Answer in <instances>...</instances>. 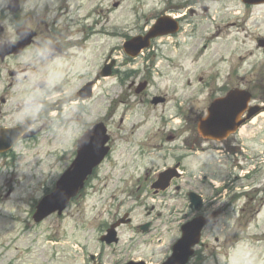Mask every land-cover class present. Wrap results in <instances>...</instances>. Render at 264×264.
Wrapping results in <instances>:
<instances>
[{
  "label": "rangeland",
  "instance_id": "1",
  "mask_svg": "<svg viewBox=\"0 0 264 264\" xmlns=\"http://www.w3.org/2000/svg\"><path fill=\"white\" fill-rule=\"evenodd\" d=\"M46 1L50 0H24V3L27 4V8L38 5L39 11H41ZM115 1L118 3L116 7ZM136 1L108 0L104 8L105 15L110 18L107 22H115L116 24L133 22L134 13L126 10L127 5L131 6ZM142 1L146 4L137 8V11L143 9L142 13L148 17L153 12V7H159L162 3V0ZM169 1L170 7L179 4V0ZM202 5L208 6V13L194 16L193 24H184L185 31L179 34L177 38L169 37V41L172 39L180 41L181 46L179 49L175 50L168 43L160 45L162 52L168 56L173 55L176 62L167 66L170 69L166 68L167 64H161L164 75L162 77L153 75L154 84L145 91V95L149 98L153 94L163 95L166 93L169 99L167 105H159L154 108L153 106H143L140 103L125 105L119 102L114 103V101L109 102L103 93L106 91V87L110 85H108L109 81H105V79L101 81L102 84H100L95 94L97 100L92 101L87 106L84 114L79 113V116L75 117L74 112L78 113V110L76 107L71 106V120H67V118L64 121L61 118L48 120L47 128L40 131L36 129L37 132L33 136L18 141L12 152L8 153L9 155L0 157V264H83L79 251L75 249L76 242H88L89 249L97 247L94 242V225L99 214H101L99 221L108 218L106 214L102 213L101 204L103 201L109 202L112 199L110 193L113 190L115 181L118 178H124L123 182L120 183L122 187L118 190V193L124 192L128 195H137L146 191L149 182L153 181L155 172L151 169L154 166L151 161L160 162L159 159H162L161 152H158L157 156L154 157L155 159H152L149 158L148 154H145L146 149L142 150L138 146L143 141L146 132L155 130L158 122L157 115L170 111V104L174 100L173 88L178 84L182 85L187 75H194V81L192 80L190 84L192 87L181 96L204 87V83L210 80V76L215 77L213 86L226 82L235 87L251 88L254 93L264 91V46H258L257 42L259 40L257 38L264 37V4H259L258 7H249L245 6L240 0H219L211 3L198 0L194 9L199 10ZM22 6L24 5L22 4ZM34 25L36 24H30L31 27H34ZM42 28L45 30L43 26ZM138 28L132 27V35L137 32V30H133ZM85 39H89L91 42L87 52L84 48H79L76 56H80L81 60L83 55L87 53V61L90 59L88 64L92 67L95 64L102 65V61L107 55L105 49L109 45L122 43V38L101 36V34H94ZM63 40H56L62 49L66 44H73V39ZM96 43L97 47H95ZM93 46L96 50L93 49ZM157 47L159 48V46ZM152 52L156 55L160 54L159 50L156 49ZM64 54L56 58L61 60ZM49 59L48 55H42L45 67L52 69L48 77H51L54 81L53 85H56V79L62 69L54 66L51 61H48ZM218 59L220 61L216 63L215 60ZM15 61L17 59L0 62V107H9L16 114L26 107L38 108L37 113H39L43 110L40 103L39 105L35 103L32 106L23 108H20V106L30 94L39 92L38 90L37 92L32 90L31 93H28L30 86L36 81L35 77L41 76L42 64L34 65L33 69L37 74L10 76V70L18 69L16 63L26 64L21 58L18 62ZM135 67L142 68V61L139 66L135 65ZM247 69L253 70L248 71ZM233 70H237L245 79L241 76H232ZM244 70H247V72L245 73ZM89 71L90 69H88ZM83 80L84 78H81L74 85H71L68 92L75 93ZM8 85L10 87L6 88ZM39 93L44 95V92ZM206 93L207 90L200 94V100L196 102L197 106L207 97ZM51 94L53 93L51 92ZM66 95L68 94L66 93ZM256 96L261 97L262 93ZM36 97L34 96L33 99H36ZM1 98L5 99L4 103L1 102ZM126 100L127 97L124 98V101ZM13 121L9 118L0 122L9 125ZM66 121L69 124L65 123ZM101 121L107 124L113 135L115 147L113 155L110 159L106 158L102 161L94 178L90 180L86 189L75 200L74 204L65 210L62 219L51 215L45 219V222L34 224L30 215L33 201L41 198L47 188L51 189L53 187V181L59 176L58 173L72 159L70 153L66 157H62L61 151L65 148L74 147L75 139H77L80 130L85 129V124ZM33 126L37 127L38 125L37 123L30 125L32 129ZM63 127H66V129L63 130ZM260 129H264L261 118L246 130L250 135L252 131L257 132ZM159 132L151 138V141L159 138L161 135ZM118 134H124V139H119ZM186 137L187 134L180 133L181 139ZM163 144L164 142L155 145L161 146ZM162 152L168 153L165 149ZM201 158L205 162L203 165H200L202 161L198 163L200 166L195 162L191 166L192 161H189V167L194 169L191 172L194 177H198L200 172L204 170H209L215 174V169L222 165L218 162L219 158H216V156L208 155ZM242 159L246 161V157L242 156ZM146 160L147 163L144 164ZM258 162L263 166L258 169L259 173L255 175L257 190L253 189L256 191H254V196L251 197L254 208H250L248 212V221H242L239 224L242 227L237 233L238 236L228 241L230 243L229 248L221 249L222 247H219L223 254L218 255L221 264H264V158L259 159ZM142 166L144 167L142 168ZM144 171L150 173L148 175L151 178ZM214 177L221 178L219 175ZM243 201H245L244 198L242 201L230 202L233 206H237ZM259 207L261 211L255 215L254 210ZM236 218L237 216L233 220H236ZM257 218V227H255ZM233 220L231 219L229 224L233 223ZM77 225L79 228H77ZM49 231L54 232L52 234L54 238L51 239H57L61 236L60 243L46 241L47 237L45 238V235ZM130 234L129 231L127 235ZM212 235L207 231V237L211 238ZM258 241V246H255L254 244ZM211 246L210 244V249L202 247L204 256L212 254ZM55 249H57L56 255L54 254ZM152 253L148 250L149 255H154V252ZM208 264H214V261L210 258Z\"/></svg>",
  "mask_w": 264,
  "mask_h": 264
},
{
  "label": "clouds",
  "instance_id": "2",
  "mask_svg": "<svg viewBox=\"0 0 264 264\" xmlns=\"http://www.w3.org/2000/svg\"><path fill=\"white\" fill-rule=\"evenodd\" d=\"M16 3L24 5L25 10L27 9V4L24 3V0H15ZM13 3V0H9V4ZM0 27L3 28V32H0V45H7V53L13 46L19 44L22 40H27L33 31V27L28 25V22L22 18H17L11 14V9H0ZM54 49L51 47V41H44L43 47L31 49L27 53L25 50L19 51L20 58L26 63L30 61L33 57V53L36 52L40 55H51ZM41 77H35L36 80H39ZM48 86L52 87L54 81L51 77H47ZM42 93H33L26 97V100L30 101L34 96L41 95ZM38 108H24L16 116V124H23L24 121L28 118L35 119L37 115ZM34 127V126H33ZM90 137L85 143H89ZM52 194H55V190H52Z\"/></svg>",
  "mask_w": 264,
  "mask_h": 264
},
{
  "label": "water",
  "instance_id": "3",
  "mask_svg": "<svg viewBox=\"0 0 264 264\" xmlns=\"http://www.w3.org/2000/svg\"><path fill=\"white\" fill-rule=\"evenodd\" d=\"M247 2H252L253 0H245ZM254 3H257V1H254ZM10 138L7 136V144L10 146L12 144V141L17 138V135H14V132L10 133ZM90 135H88L89 137ZM5 137L3 135V132L0 131V138ZM87 139L86 137L82 140V142H85ZM2 147H0V150ZM86 175V170L84 169L82 173L78 171L77 168L70 169L67 174L64 175V177L58 182L57 188L55 191V194L50 195L39 207V211L37 212V218L41 219L48 213L59 209L61 210L63 207H65L66 203L68 202L69 198L71 196H74L78 189L81 187L82 179ZM168 183L166 182L162 187H166Z\"/></svg>",
  "mask_w": 264,
  "mask_h": 264
},
{
  "label": "flooded vegetation",
  "instance_id": "4",
  "mask_svg": "<svg viewBox=\"0 0 264 264\" xmlns=\"http://www.w3.org/2000/svg\"><path fill=\"white\" fill-rule=\"evenodd\" d=\"M36 10L38 8V5H34ZM44 13H47V16L39 17L38 15H33V14H29L28 15V20L29 23L31 25H33V23H35L36 25H34L33 29L38 33L37 36L35 37L34 42L35 43H39L40 41H44V40H53V39H60V38H56L58 36H56L53 32H47L46 30H42V23H44V18H50L51 22L53 23H57L59 21V16H57L55 14V12L51 11H44ZM33 22V23H32ZM47 25V24H46ZM48 38H53V39H48ZM56 42V41H55ZM202 256L201 254L198 255V259H200Z\"/></svg>",
  "mask_w": 264,
  "mask_h": 264
}]
</instances>
